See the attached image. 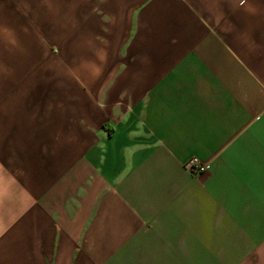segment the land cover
I'll return each mask as SVG.
<instances>
[{
	"label": "crops",
	"instance_id": "crops-1",
	"mask_svg": "<svg viewBox=\"0 0 264 264\" xmlns=\"http://www.w3.org/2000/svg\"><path fill=\"white\" fill-rule=\"evenodd\" d=\"M78 6L8 63L0 264H264V0H120L101 41Z\"/></svg>",
	"mask_w": 264,
	"mask_h": 264
},
{
	"label": "rangeland",
	"instance_id": "rangeland-1",
	"mask_svg": "<svg viewBox=\"0 0 264 264\" xmlns=\"http://www.w3.org/2000/svg\"><path fill=\"white\" fill-rule=\"evenodd\" d=\"M77 3L80 4L77 11L79 29L84 32L91 31L90 33L95 35V40L101 41L97 36L98 32L117 29L120 0H29L28 12L22 16L20 11V15H16V21L10 24L14 27L11 32H7L6 22H0V96H2L0 101L3 99L0 108L7 99L8 63L21 68L22 63L29 61V56L31 67H35L36 64L49 63L51 57L61 59L71 50L70 38H57L55 34L58 33L60 24L71 28L70 20ZM81 3H84V6H81ZM9 33L14 36H8ZM64 43L65 53L62 54L61 44ZM42 47L49 49L46 50L47 53L43 52ZM68 61L72 62L71 59ZM16 72L17 70L15 74ZM20 77L21 75H15V78ZM5 114L0 113V126H6Z\"/></svg>",
	"mask_w": 264,
	"mask_h": 264
},
{
	"label": "built area",
	"instance_id": "built-area-1",
	"mask_svg": "<svg viewBox=\"0 0 264 264\" xmlns=\"http://www.w3.org/2000/svg\"><path fill=\"white\" fill-rule=\"evenodd\" d=\"M185 169L190 173L202 174L211 169V166L205 164L198 157H191L184 165Z\"/></svg>",
	"mask_w": 264,
	"mask_h": 264
}]
</instances>
